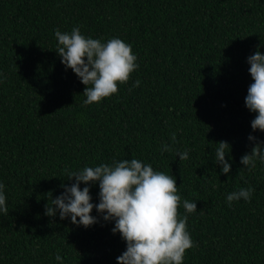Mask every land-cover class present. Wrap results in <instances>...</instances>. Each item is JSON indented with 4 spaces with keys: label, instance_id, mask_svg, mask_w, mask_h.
Instances as JSON below:
<instances>
[{
    "label": "trees",
    "instance_id": "obj_1",
    "mask_svg": "<svg viewBox=\"0 0 264 264\" xmlns=\"http://www.w3.org/2000/svg\"><path fill=\"white\" fill-rule=\"evenodd\" d=\"M74 27L101 43L119 38L137 57L128 81L99 103H84L86 86L56 52L54 30ZM257 50L264 54V0H0V183L9 209L0 213V264H61L56 255L62 264H117L126 242L111 232L114 221L93 208L98 222L85 228L44 212L74 182L69 171L123 159L175 178L194 245L183 264H264V163H240L249 134L264 142L244 103L247 57ZM220 141L231 146L228 174L215 162ZM90 184L96 204L99 185ZM249 187L250 202L229 206L228 194ZM184 200L197 210L186 213Z\"/></svg>",
    "mask_w": 264,
    "mask_h": 264
},
{
    "label": "clouds",
    "instance_id": "obj_2",
    "mask_svg": "<svg viewBox=\"0 0 264 264\" xmlns=\"http://www.w3.org/2000/svg\"><path fill=\"white\" fill-rule=\"evenodd\" d=\"M54 35L58 41L56 52L65 70L70 68L86 86L85 104L99 103L117 93L118 84H125L138 67L131 45L119 38L101 43L99 39L86 38L79 27H74L70 33L55 29ZM247 63L253 82L244 103L250 112L257 113L251 121L252 131L264 132V54L257 50L247 57ZM139 84L136 80L133 87ZM175 139L173 133L172 140ZM247 139L253 146L241 156L240 163L251 170L257 160L264 163V142L251 134ZM217 144L215 162L221 165L223 174H228L231 164L225 156L229 153L226 149L231 146L226 141ZM170 150L168 145L162 146V151ZM177 156L187 160L188 151L178 152ZM66 178L74 182L70 186L61 185L63 192L45 205L46 216L54 217L58 211L61 220L70 218L73 225L87 228L98 222L97 217L90 215L95 208L103 221L115 222L111 232H119L126 242V250L116 258L117 264H183L186 250L194 245L187 231L188 216L179 217L181 197L173 176L154 171L150 164L141 160L123 159L113 161L112 165L69 171ZM90 182L99 185L96 204L90 202ZM81 184L86 186L81 189ZM4 189L5 185L0 183V213L7 215ZM254 191L251 187L233 191L227 195L226 202L229 206L240 199L250 202ZM183 208L186 213H193L197 205L195 201L184 200ZM55 259L62 264L60 255Z\"/></svg>",
    "mask_w": 264,
    "mask_h": 264
}]
</instances>
